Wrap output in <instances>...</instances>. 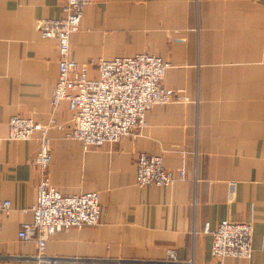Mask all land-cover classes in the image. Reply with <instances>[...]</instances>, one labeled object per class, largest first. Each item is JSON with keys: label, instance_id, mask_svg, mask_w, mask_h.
<instances>
[{"label": "crops", "instance_id": "1", "mask_svg": "<svg viewBox=\"0 0 264 264\" xmlns=\"http://www.w3.org/2000/svg\"><path fill=\"white\" fill-rule=\"evenodd\" d=\"M63 1L0 0V205L11 200L8 214L0 207V264H26L38 249L19 230L33 218L40 140L9 138L16 114L44 123L56 117L49 174L57 189L100 194V223L56 232L48 255L161 264L172 252L178 263L171 264H216L213 231L231 219L253 221V256L223 264H264V0L88 3L71 37L77 60L152 52L171 63L163 84L188 97L155 105L142 129L120 141L88 147L69 136V102L53 108L59 41L38 30L39 19L63 15ZM140 152L162 154L186 175L138 185Z\"/></svg>", "mask_w": 264, "mask_h": 264}, {"label": "built area", "instance_id": "2", "mask_svg": "<svg viewBox=\"0 0 264 264\" xmlns=\"http://www.w3.org/2000/svg\"><path fill=\"white\" fill-rule=\"evenodd\" d=\"M92 0H64L63 15L38 20L42 37L59 41V76L51 101L54 109L67 100L74 113V127L69 136L80 139L85 147L117 142L139 131L146 124V113L157 104L188 100L182 89L166 87L163 79L170 62L152 52L133 56L101 57L81 62L72 50L71 37L79 30L85 6ZM95 69L97 74L92 75ZM1 111V109H0ZM55 119L53 118L52 121ZM50 124L20 114L9 119V138L14 140L40 138V148L33 162L40 171L37 198L28 209L32 220L22 222L19 236L23 241H35L36 254L26 257V264H86L79 257L51 256L46 253L47 242L58 231L70 227L97 225L102 215L97 191L64 193L51 182ZM140 184L167 185L175 181V173L166 166L162 154L140 152L137 160ZM181 177L186 169H180ZM264 180V179H263ZM0 207L8 214L11 200ZM209 231V224H206ZM253 221L225 219L213 231L212 255L216 264L226 257L253 256ZM161 264L178 263L174 253ZM173 260V261H172Z\"/></svg>", "mask_w": 264, "mask_h": 264}, {"label": "rangeland", "instance_id": "3", "mask_svg": "<svg viewBox=\"0 0 264 264\" xmlns=\"http://www.w3.org/2000/svg\"><path fill=\"white\" fill-rule=\"evenodd\" d=\"M45 18H47V17H45ZM170 66H171V63H170ZM169 66V67H170ZM169 69V68H168ZM167 73V72H166ZM172 88V87H171ZM174 88V87H173ZM176 89H179V88H176ZM54 108V107H53ZM0 109H1V107H0ZM0 113H1V111H0ZM53 118L55 119L54 121H52L53 120ZM42 123H44V122H42ZM8 124H9V121H8ZM45 124H50V127L52 126V125H55V124H57V119H56V117L54 116V115H52L51 116V118H50V120L48 121V122H46ZM59 126H63L62 124H60ZM130 135V134H129ZM127 136V135H126ZM35 137V136H34ZM38 137V136H37ZM125 137V136H124ZM39 138V137H38ZM72 138V137H71ZM123 138V137H122ZM121 138V139H122ZM120 139V140H121ZM39 140H40V138H39ZM119 140V141H120ZM41 142V141H40ZM118 142V141H117ZM41 144V143H40ZM40 148V147H39ZM140 154V153H139ZM139 154L137 155V157H136V168H137V164H138V162H137V160H138V156H139ZM51 159H52V156H51ZM171 169V168H170ZM174 173H175V175H176V178L178 177V173H176L173 169H171ZM50 175V174H49ZM179 176H181L180 174H179ZM174 182V181H173ZM173 182H171L170 184H172ZM137 184L138 185H142V184H140L139 182H138V179H137ZM155 183H153V185H154ZM143 185H148V184H143ZM142 185V186H143ZM155 185H157V184H155ZM167 185H169V184H167ZM233 187V186H232ZM83 192H86V191H83ZM98 192V191H97ZM99 193V192H98ZM100 195V194H99ZM101 202V201H100ZM102 206V205H101ZM101 220V219H100ZM100 223V222H99ZM98 223V224H99ZM169 258L167 257V260H168ZM173 261V260H172ZM154 264H159V263H154Z\"/></svg>", "mask_w": 264, "mask_h": 264}]
</instances>
